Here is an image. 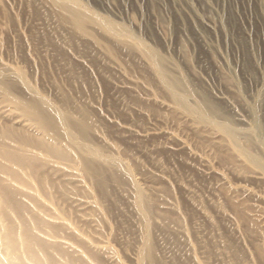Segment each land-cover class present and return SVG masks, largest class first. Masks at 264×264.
I'll use <instances>...</instances> for the list:
<instances>
[{
	"label": "rangeland",
	"instance_id": "obj_1",
	"mask_svg": "<svg viewBox=\"0 0 264 264\" xmlns=\"http://www.w3.org/2000/svg\"><path fill=\"white\" fill-rule=\"evenodd\" d=\"M59 1L0 0V72L13 96L29 99L33 88L68 111L89 144L131 175L98 163L104 177L87 176L77 151L45 135L55 146L42 143L0 87V151L16 155L0 154V216L11 217L19 235L28 228L49 242L59 264H142L146 236L153 264H264V0H209L219 14L208 0H188L201 14L220 15L214 31L191 18L187 0H78L84 31ZM153 48L173 78L186 79L191 111L150 61ZM199 104L238 129L237 140L200 121ZM10 130L30 132L34 154ZM53 146L78 159L60 158ZM134 181L151 200L148 233Z\"/></svg>",
	"mask_w": 264,
	"mask_h": 264
},
{
	"label": "bare ground",
	"instance_id": "obj_2",
	"mask_svg": "<svg viewBox=\"0 0 264 264\" xmlns=\"http://www.w3.org/2000/svg\"><path fill=\"white\" fill-rule=\"evenodd\" d=\"M60 1L63 2V0H60ZM65 1L66 2H63L65 4V7H64L63 3H62L63 5H61V6H63L67 11L72 13V17H73L72 19H73L74 24L76 25V27H78L79 29H83V31H84L85 28H83V27H85V26H83V24H85L86 18H83V17H86V16L85 15L83 16V11L81 10L80 5H79L80 2H78V0H65ZM206 2H207V6L210 9H212L211 11L214 10L215 12L218 13V10L216 9V7L209 0L206 1ZM186 3H188V5H187L188 14L191 16V18L194 21L202 23V25L206 26L209 29H213V31L218 29V28H220V27L221 28L223 27V21H222L220 15L217 18L216 16H213L212 14L211 15H209V14L208 15L201 14L198 11V9L190 1H188ZM82 9H83V7H82ZM85 9H83V10H85ZM88 11L86 9V11H84V13L85 12L87 13ZM203 12H205V11H203ZM89 13H91V12H89ZM89 13H88V15H89ZM92 14H94V12ZM92 14H91V17H93ZM94 15H96V14H94ZM98 17H97V19H98ZM89 18H90V16H89ZM97 19H96V23L98 22ZM102 19L105 20V21H110V20H106L104 18H102ZM99 20L103 21V20L100 19V17H99ZM105 21L103 23L104 25L102 23H100V24H102V26L104 28H106V29L108 27V29L110 31H112V33L114 32V34H116V36H117V34L120 35L122 33L121 32L122 30H124L123 31L124 34L125 33L127 34V37L129 36V34L127 33L128 31L126 29H121V31H120V28H119L120 25L118 26V25H116V23L115 24L112 23V21H110L109 23L107 22V24H106ZM122 28H124V27H122ZM126 34H125V36H126ZM125 36L122 35V37H125ZM206 36H207V34H206ZM120 37H121V35H120ZM142 43L140 42V44H142ZM139 47H140V45H139ZM145 47H144V43H143V47H140V48H144L145 49ZM148 49H149V47H148ZM148 49L147 50L145 49L147 51V53H148ZM150 49H151V47H150ZM146 51H145V53H146ZM150 51H149V53H150ZM158 53H156V49H154V51L151 52V54H150L151 59L150 58H147V59H150V61L152 60L153 64L157 68H159V72L162 75L160 77L162 78V80L165 81V83L167 84L166 86H168V88H170L175 101L179 105H181L185 110H187L188 112L191 111V107L187 106L188 104L186 103L187 104L186 105L185 102H184V100L187 101L186 97H189V95H191V91H192L190 89V87L186 84V82H185L186 79L173 78L172 77L173 75L172 74H171L172 76L170 75L171 72L168 71L166 68H164L165 66L164 67L161 66V64L159 62L160 53H159V56H158ZM146 56H147V54H146ZM160 57H162V56H160ZM162 59L163 58H161L160 61H163V64H164L165 61L162 60ZM1 72H0V87L3 90V93L5 94V97L8 100V102L12 103L16 107V109H18V111L21 112L22 116L26 117L32 124H34L35 127H37L42 132L41 134H43V136L44 135L47 136L46 137L47 140H48V137H49V141H50V138L53 139L55 142H53V140H52V142L55 145H57L58 142L61 143L60 141H65L70 146V148L75 149V151H77V153L79 154L78 158H80V161L77 160L78 159L77 157H73V152H72V154L70 152H68L70 150L66 151V150H63L65 148L61 149L62 146L64 147V145L62 143H61L62 146L60 147L61 150L54 149L55 145L52 144V145H54L53 149L55 151L57 150V152L59 153L60 158L64 159V157H66L67 155H69L67 157H70V155H71L72 158H74V159L77 158L76 160L79 162V164L81 162L82 170L84 171V173L87 176L92 177L93 179H94V177H98L97 180L100 179L102 176L104 177V175H105V174L102 173V171H104V169L102 168L103 165L100 167L101 163H104V164L107 163V164L115 167L117 176H119L121 174L129 175V176L131 175V168L128 165L124 164L123 161L121 162L120 160H116V158L110 157L109 154H108V156H106V153L103 152L99 147H95L92 144L91 145L89 144V142H88L89 141L88 140L89 133L87 132L88 130L86 129V127H84L82 125L83 123L80 124L77 121H75L74 118L71 116V114L68 113V111L66 112V111L60 110V108L58 109L56 107V105L54 106V104H52L48 98H45V97L37 94L34 90H33L34 91L33 92L32 91L33 88H30V91L32 92L33 97H30L29 99L19 98V97H16L15 95L13 96L11 94V89L12 88L10 87V84L8 83V81L5 80L6 78L4 76H2ZM159 72H158V74H159ZM21 78H22V75H21ZM23 81H24V79H23ZM25 84H27V83L25 82ZM27 87L29 89V85ZM178 90L184 91L187 95H185L184 93L181 94V93L177 92ZM183 94H184L186 99L184 98V96L182 97ZM203 105L204 104H199V106L198 105L197 106L200 107V108L196 107V108L200 109V111L203 114V115H201L198 112L199 116L198 115L197 116L200 117L199 118L200 121L203 120V121H206V122L211 123L213 125H216L218 128H220V130H223V131L227 132L229 134V136L232 137V139H236L237 140L238 136L236 138V132H237L238 129L235 130V128H232L231 125H230L231 123L228 124L224 120L223 121H219V119H217V118L215 119V117H212L213 114H210L208 112V109L206 111L207 107H205ZM196 108L195 109L193 108L192 112H193V110L196 112L197 111ZM10 131H11V133L13 132L12 130H10ZM17 132L18 133H16L14 131L13 134L16 135V137H15L16 140L15 141L18 142V144L20 145L21 150L22 149L23 150H27L26 152H28V154H29V152L34 154V152L33 151L31 152V150H30V149H32L34 147V145H33L34 139L32 138L33 135L31 136L30 132H29V135L26 134L27 131H24V130L23 131L17 130ZM7 134H9V133H7ZM45 136L43 138L41 136L42 139L40 138L39 140H42V143H44V144L47 143V145H48L51 142L48 143L47 140L43 141ZM38 143L41 144V141L38 142ZM44 144H41V145L44 146ZM61 144H58V146L61 145ZM52 145H50V147ZM46 146H44V148H46ZM58 146H56L55 148H57ZM50 147H47V148L49 149ZM7 150L5 149V151L4 150H2V152L0 151V154L2 156H4L6 159H8V160L14 159L16 155L14 153H12V151H9V150L7 151ZM51 150H49V152L54 151V150H52V151ZM46 152H47V150H46ZM53 153L54 152H52L51 156L54 155ZM57 154H56V156L58 157ZM98 163H100V165H98ZM261 165H262V163H261ZM11 167L12 166H10V168ZM101 169H102V171H101ZM114 173H115V171H114ZM102 179L104 180V178H102ZM98 181H100V180H98ZM21 182L26 183L28 181H26V179L21 176ZM29 185H31L30 182H29ZM26 186H27V184H26ZM31 186L34 188L33 183H32ZM31 186H28V188H31ZM134 187H136V190H137V196H136V199H135V205H136V208H137V210H138V212H139V214H140V216L142 218V221L144 222V227H145L146 232H147L148 231V222H149L148 220H149V218L151 216V212H152L151 200L148 197V195L146 194V192L144 191V189H141L138 186V184L135 183V181H134ZM4 194H3V196H4ZM1 195L2 194H0V196ZM7 195L8 196L5 195L6 196L5 198H8L10 196L9 193ZM12 195H13V193H12ZM5 198L3 197L2 199H5ZM10 200L7 199V201L6 200L5 201L7 203H9L8 201H10ZM5 201H3V202L6 203ZM12 201H14V200H12ZM4 203H3V205H6ZM11 204L9 203L8 205H11ZM16 204H15V206H16ZM9 207H11V206H9ZM18 208L19 207H17L16 209H18ZM22 208L23 207H21V209ZM2 210H4V209H2ZM11 210H13V209H11ZM19 211H20V209H19ZM1 215L2 216H0V217H2V221L0 220V264H59L60 261L58 262V259L56 260V257L53 256V254L50 252V249H49L50 244H49V242L46 241L47 244L46 243H42V240L38 239L40 237H37V235L35 236L34 235L35 233H33V231H31V229L29 230L28 228H24V227H23L24 231H22L23 230V228H22V230H20L22 232L19 235V231H18L19 228L17 227L18 225H16V223L13 220L9 219L11 217L8 218L7 215H4V212H1ZM22 219H24V217H22ZM25 220H26V218H25ZM25 220H23V221H25ZM26 221H28V220H26ZM23 223H22V225L24 226L25 224H23ZM34 223H36V222H34ZM27 224L30 225V223H28V222H27ZM27 224H26V226H27ZM20 229H21V227H20ZM48 244H49V246H47ZM52 246H54V244L51 245V247ZM60 253H63V251L59 252V254H58V255L62 256ZM155 253H156L155 252V248H154L152 242L150 241V237L146 236V238L144 240V246H143L142 251L140 253V258H141L142 264H153L154 260H155V257H156ZM64 254H65V252H64ZM65 257H63V258L65 259ZM65 261H66V259H65ZM69 261H72V259H68L67 262H69ZM73 261H74V259H73ZM74 263L76 264L77 261H75ZM70 264H73V263H70Z\"/></svg>",
	"mask_w": 264,
	"mask_h": 264
}]
</instances>
